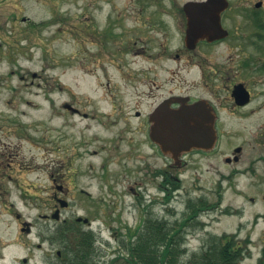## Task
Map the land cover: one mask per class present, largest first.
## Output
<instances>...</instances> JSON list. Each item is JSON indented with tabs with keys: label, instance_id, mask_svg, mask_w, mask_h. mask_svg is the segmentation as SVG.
I'll return each mask as SVG.
<instances>
[{
	"label": "rangeland",
	"instance_id": "obj_1",
	"mask_svg": "<svg viewBox=\"0 0 264 264\" xmlns=\"http://www.w3.org/2000/svg\"><path fill=\"white\" fill-rule=\"evenodd\" d=\"M103 2L0 0V241L15 243L0 264H18L13 259L24 253L19 244L28 237L19 231V219L34 223L29 238L37 241L39 231L41 246L50 247L43 240L51 234L47 227L58 226L57 220L42 216H51L54 205L59 221L77 216L92 220L98 232L94 258L97 264H107L123 256L121 240L148 212L172 222L187 215V200L201 198L207 205L198 213L197 224L187 226L186 257L201 250L210 235L235 233L247 249L238 264H256L264 247V72L249 75L258 79L251 86L254 98L249 105L255 110L241 120L216 125L213 149L186 156V166L169 167L179 187L163 201L158 192L161 177L155 174L166 167L161 152L153 143L150 156L140 143L142 134L136 128L141 124L112 122L134 109L138 91L125 76L133 64L122 73L116 69L130 57L96 55L99 45L89 28L95 26ZM230 44L225 41L208 51L225 58L241 50L257 53L251 45L244 43L241 49ZM261 56L264 61V51ZM140 103L143 109L149 107L145 100ZM132 144L137 150H131ZM236 146L242 148L239 160L226 162ZM119 150L124 162L123 156L118 159ZM139 153L142 159L136 163L144 160L153 170L143 204L129 189L135 178L142 180L141 171L129 170ZM54 179L69 188L62 194L66 206L52 199L54 191L59 192ZM75 224L88 229L85 223ZM37 254L34 261L40 260Z\"/></svg>",
	"mask_w": 264,
	"mask_h": 264
},
{
	"label": "flooded vegetation",
	"instance_id": "obj_2",
	"mask_svg": "<svg viewBox=\"0 0 264 264\" xmlns=\"http://www.w3.org/2000/svg\"><path fill=\"white\" fill-rule=\"evenodd\" d=\"M103 1L96 10L98 17L93 22L95 26L91 25L89 28V34L96 37L99 45L96 55L100 58L107 56L117 60L125 56L130 57L129 62L116 64V69L122 73L121 71L132 63L133 66L129 68L132 70L131 73L125 76L133 83L130 86L138 91L134 109L131 112H121V115L114 116L111 121L141 124L142 126L136 129L140 135L142 134L140 143L148 147L150 156L154 144L149 136V126L155 122L151 116L161 106L163 109H175L182 104L203 101L212 108L215 125L241 120L255 110L249 105L254 98L251 86L256 84L258 79L249 75L253 72H264V61H261V54L264 51V0H226V6L219 13V23L226 30V35L213 39L207 36L187 35L188 17L191 14L196 18L197 25L208 23L209 17L216 18V14L210 12L189 11L193 6L192 2L205 0H129L130 2L125 3H115L114 0ZM209 6L210 9L217 8L216 5ZM225 41H232L231 47L241 49L244 43L251 45L257 53H246L241 50L227 53L228 56L225 58L221 54L208 51ZM101 64L106 69L103 62ZM162 75L165 76L159 77ZM151 76L157 79H150ZM237 90L243 93L239 94ZM142 100L148 103L147 109L142 108L140 103ZM131 150H137V147L132 144ZM120 152V150L117 152L118 159L123 156ZM206 152L203 149H192L181 154L177 160L161 153L166 161V167L156 169L155 174L161 177L158 192L163 193V201L171 199L172 192L176 189L172 188L171 180L175 179L173 181H176L177 188L179 187V179L169 174V167L186 166L188 164L186 156ZM239 153L235 154L233 149L231 155L224 159L226 162L238 161ZM124 157L125 155L122 157V162ZM136 158L142 159L140 153L135 156V163L129 170L133 173L137 171L136 168L141 171L142 180L137 181L138 178H135L129 189L139 204H143L142 201L147 195V183L152 178L153 170L144 160L138 162L141 164L138 166ZM53 181L54 187L59 192L54 191L52 199L59 203L63 199L68 204L62 194H68L69 188L63 183L55 182V179ZM144 209L148 212L147 205ZM53 210V213L58 210L56 205L53 206ZM52 214L51 216L45 214L42 217L49 219L52 218ZM150 214L148 212L147 217L135 224L129 233L135 236L144 229L150 219L158 220ZM197 215L190 218L188 226L197 224L195 220ZM15 217L19 219L20 214L16 213ZM54 220H57L58 226L47 227L51 234L43 240L47 241L50 247H42L39 231L37 241L29 238L34 223L19 219V231L27 234L28 240L19 244L24 253L13 259L16 263L88 264L83 260L86 255L83 247L64 246L58 241L57 235L75 220L78 224L85 223L88 229L84 231L96 236L98 232L94 231L92 220L88 217L78 219V216L73 220L64 218L59 221V217ZM100 229L96 228L97 231ZM69 232L70 230L66 232L68 238ZM13 244L15 245L14 242L0 241V262L5 259L6 250ZM35 252L40 253L37 254L40 257L39 261H34Z\"/></svg>",
	"mask_w": 264,
	"mask_h": 264
},
{
	"label": "trees",
	"instance_id": "obj_3",
	"mask_svg": "<svg viewBox=\"0 0 264 264\" xmlns=\"http://www.w3.org/2000/svg\"><path fill=\"white\" fill-rule=\"evenodd\" d=\"M172 188L178 183L171 180ZM219 202V201H217ZM188 215L174 221L150 219L137 235L130 234L121 240L125 252L122 257L111 259L107 264H238L247 249L236 234L210 235L201 250L187 256L185 234L189 220L195 217L207 204L203 198L186 202ZM227 211V210H226ZM70 230V237L66 236ZM57 238L64 246L83 247L86 255L83 260L88 264H97L95 236L80 230L72 221ZM72 244V245H71ZM122 260V261H121ZM256 264H264V247Z\"/></svg>",
	"mask_w": 264,
	"mask_h": 264
},
{
	"label": "water",
	"instance_id": "obj_4",
	"mask_svg": "<svg viewBox=\"0 0 264 264\" xmlns=\"http://www.w3.org/2000/svg\"><path fill=\"white\" fill-rule=\"evenodd\" d=\"M226 4V0L192 2L193 6L189 8V11L210 12L216 14V18L209 17L208 23L197 25L196 18L191 14L188 17L187 35L207 36L210 39L225 36L226 30L219 23V13ZM209 5H216L217 8L210 9ZM237 92L243 93L240 90ZM151 118L155 120L149 126L151 140L163 154L170 155L174 160L192 149L211 150L217 142L212 108L203 101L182 104L175 109H163L161 106L153 112ZM240 148V146L235 147L234 153H239ZM66 205L67 203L63 200L60 202L61 207ZM52 217H58V210L52 214Z\"/></svg>",
	"mask_w": 264,
	"mask_h": 264
},
{
	"label": "bare ground",
	"instance_id": "obj_5",
	"mask_svg": "<svg viewBox=\"0 0 264 264\" xmlns=\"http://www.w3.org/2000/svg\"><path fill=\"white\" fill-rule=\"evenodd\" d=\"M59 116V115H58Z\"/></svg>",
	"mask_w": 264,
	"mask_h": 264
}]
</instances>
